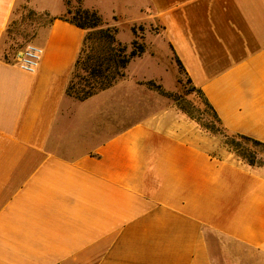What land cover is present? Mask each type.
<instances>
[{"label": "crops", "instance_id": "0c3cea01", "mask_svg": "<svg viewBox=\"0 0 264 264\" xmlns=\"http://www.w3.org/2000/svg\"><path fill=\"white\" fill-rule=\"evenodd\" d=\"M23 1L0 0V264H264V164L211 154L176 109L137 116L148 48L114 86L69 96L86 32L65 0L27 1L52 21L37 71L19 69L2 41ZM134 4L223 126L264 142V0ZM216 238L246 252L218 257Z\"/></svg>", "mask_w": 264, "mask_h": 264}, {"label": "rangeland", "instance_id": "374dc122", "mask_svg": "<svg viewBox=\"0 0 264 264\" xmlns=\"http://www.w3.org/2000/svg\"><path fill=\"white\" fill-rule=\"evenodd\" d=\"M27 1L24 0L17 6L3 38L2 50L11 57L30 43L39 45L44 41L52 21L48 15L31 10ZM65 1L68 5L65 18L72 19L80 7L96 9L107 25L117 28V38L122 43L131 45L135 37L133 29H136L140 41L146 42L149 54L147 52L131 67V72L138 78L147 79L137 82V116L148 111L158 114L166 109H176L199 125L201 133L208 138L206 145L211 154L220 158L228 157L229 151L223 145L221 135H215L205 128L212 123L216 128L220 126L204 104L202 95L193 90L188 77L179 68L173 53L160 37L159 25L151 23L144 12L136 11L135 0H85L86 7L83 6L84 0ZM141 26L143 30L140 29ZM156 77H161L162 80L154 79ZM216 242L215 253L218 257L233 259V253H238V256L239 253L246 252L242 246L229 240L216 238Z\"/></svg>", "mask_w": 264, "mask_h": 264}, {"label": "trees", "instance_id": "16d2710c", "mask_svg": "<svg viewBox=\"0 0 264 264\" xmlns=\"http://www.w3.org/2000/svg\"><path fill=\"white\" fill-rule=\"evenodd\" d=\"M63 19L86 32L67 88L68 95L78 101H85L114 86L125 77L129 64L135 58L142 57L147 51L146 42L140 41L136 29L132 30L135 37L130 46L119 41L117 28L107 25L96 9L80 7L72 19L65 17ZM140 29L143 30V27L141 26ZM4 54L6 59L10 60L16 55L11 57L7 52ZM176 61L185 73L182 63L178 59ZM189 82L191 83L190 79ZM193 90L202 95L204 104L220 126L216 128L212 123L205 128L215 135H221L223 145L240 160L252 167L263 166L264 142L243 134L229 132L202 91L195 86Z\"/></svg>", "mask_w": 264, "mask_h": 264}, {"label": "built area", "instance_id": "2783aa9c", "mask_svg": "<svg viewBox=\"0 0 264 264\" xmlns=\"http://www.w3.org/2000/svg\"><path fill=\"white\" fill-rule=\"evenodd\" d=\"M43 48L30 43L19 51L14 58V64L27 73H35L39 67Z\"/></svg>", "mask_w": 264, "mask_h": 264}]
</instances>
